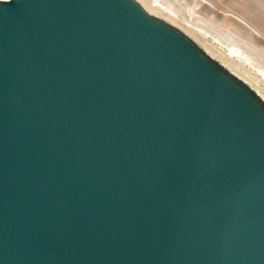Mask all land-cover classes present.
Here are the masks:
<instances>
[{
	"label": "water",
	"instance_id": "95a60500",
	"mask_svg": "<svg viewBox=\"0 0 264 264\" xmlns=\"http://www.w3.org/2000/svg\"><path fill=\"white\" fill-rule=\"evenodd\" d=\"M0 264H264V99L137 0H0Z\"/></svg>",
	"mask_w": 264,
	"mask_h": 264
},
{
	"label": "rangeland",
	"instance_id": "374dc122",
	"mask_svg": "<svg viewBox=\"0 0 264 264\" xmlns=\"http://www.w3.org/2000/svg\"><path fill=\"white\" fill-rule=\"evenodd\" d=\"M264 99V0H137Z\"/></svg>",
	"mask_w": 264,
	"mask_h": 264
}]
</instances>
